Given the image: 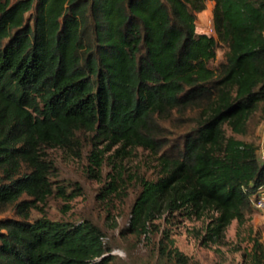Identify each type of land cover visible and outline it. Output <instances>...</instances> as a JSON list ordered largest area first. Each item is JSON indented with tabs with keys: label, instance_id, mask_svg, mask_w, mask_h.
I'll return each instance as SVG.
<instances>
[{
	"label": "trees",
	"instance_id": "1",
	"mask_svg": "<svg viewBox=\"0 0 264 264\" xmlns=\"http://www.w3.org/2000/svg\"><path fill=\"white\" fill-rule=\"evenodd\" d=\"M209 2L214 34L199 33ZM174 117L194 127L169 146ZM263 123L264 0H0V264L112 261L94 222L31 218L54 192L43 149H79L80 133L105 145L91 155L94 172L114 146L158 157L131 231L146 233L164 210L214 212L205 239L220 240L258 210L264 160L249 135ZM249 261L264 262L260 240Z\"/></svg>",
	"mask_w": 264,
	"mask_h": 264
},
{
	"label": "rangeland",
	"instance_id": "2",
	"mask_svg": "<svg viewBox=\"0 0 264 264\" xmlns=\"http://www.w3.org/2000/svg\"><path fill=\"white\" fill-rule=\"evenodd\" d=\"M213 6L209 2L206 11L198 16L199 33H212ZM226 50L224 46L218 48L212 68L223 61ZM259 117L257 112L252 123ZM261 126L252 127L249 140L260 145L263 159L264 143L259 133L264 131V123ZM164 127L170 146L182 143L183 136L194 124L174 117ZM226 134L230 135L228 128ZM79 137L82 141L79 149H43L46 158L54 163L51 176L54 192L44 203H38L31 214L33 220L46 216L75 224L85 220L94 222L103 230L104 241L112 248L110 264H177L174 251L183 256L184 264H250L254 240L264 245V211L256 209L241 226L234 220L216 242L205 239L211 216L217 215L214 212H205L199 218L188 210L175 213L164 210L147 225L146 233L131 231L132 211L143 182L156 181L159 177L158 157L143 148L128 149L125 154L118 151L119 146H114L103 153L102 166L94 172L91 155L96 150H104L105 145L94 147L90 133H80ZM112 183L117 185L116 191L107 195L105 188ZM13 215L9 211L1 217ZM166 249L173 252L167 253Z\"/></svg>",
	"mask_w": 264,
	"mask_h": 264
},
{
	"label": "built area",
	"instance_id": "3",
	"mask_svg": "<svg viewBox=\"0 0 264 264\" xmlns=\"http://www.w3.org/2000/svg\"><path fill=\"white\" fill-rule=\"evenodd\" d=\"M211 34H214V28L211 29ZM210 34V33H207ZM263 160H264V156H263ZM256 207L258 210H262L264 211V191H261V193L259 194L257 200H256Z\"/></svg>",
	"mask_w": 264,
	"mask_h": 264
},
{
	"label": "crops",
	"instance_id": "4",
	"mask_svg": "<svg viewBox=\"0 0 264 264\" xmlns=\"http://www.w3.org/2000/svg\"><path fill=\"white\" fill-rule=\"evenodd\" d=\"M262 129V126L259 128V130ZM260 136H261V139H262V142L261 143H264V131L262 133H259ZM264 150V149H263ZM263 150H262V153H263Z\"/></svg>",
	"mask_w": 264,
	"mask_h": 264
}]
</instances>
